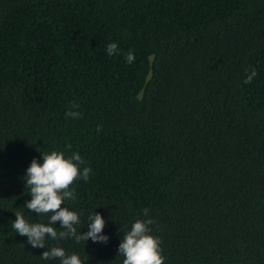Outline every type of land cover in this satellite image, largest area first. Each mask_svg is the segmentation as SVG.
<instances>
[{
  "label": "trees",
  "instance_id": "trees-1",
  "mask_svg": "<svg viewBox=\"0 0 264 264\" xmlns=\"http://www.w3.org/2000/svg\"><path fill=\"white\" fill-rule=\"evenodd\" d=\"M51 151L92 169L61 207L78 232L100 213L107 244L33 248L12 227L47 223L24 176ZM148 218L165 264H264V0H0V264H60L53 246L123 264Z\"/></svg>",
  "mask_w": 264,
  "mask_h": 264
},
{
  "label": "clouds",
  "instance_id": "clouds-1",
  "mask_svg": "<svg viewBox=\"0 0 264 264\" xmlns=\"http://www.w3.org/2000/svg\"><path fill=\"white\" fill-rule=\"evenodd\" d=\"M108 55L118 54V44L111 43L107 46ZM125 60L131 64L135 61L133 50H129ZM257 72L251 69L246 73L245 84H249L256 77ZM74 109L79 105L73 104ZM66 118L79 119L82 113L69 110ZM99 130V129H98ZM85 161L79 153H73L65 157L63 152L51 151L42 152V163L36 158L30 163L26 170L24 180L25 187L29 189L31 199L25 202L30 212L38 216L47 215V223L26 221L24 215L16 212V219L12 227L16 233L27 237V242L33 248H46V239L64 240L74 239L76 243L87 242L91 239L94 243L107 244L109 237L103 234L105 220L103 216L94 212L88 216V231H77L76 225L81 223L77 212L69 208L61 207L67 200L75 201V189L71 186L78 179L87 182L90 179L92 169L83 167ZM144 216L148 217L149 209L145 208ZM59 222L60 227L54 225ZM154 220L137 219L130 230L123 232L121 242L118 246L119 256H123V264H165V257L162 255V240L151 234V225ZM59 229V230H58ZM44 260L59 259L60 264H86L76 253L67 254L65 249L59 246L47 248L41 255Z\"/></svg>",
  "mask_w": 264,
  "mask_h": 264
}]
</instances>
